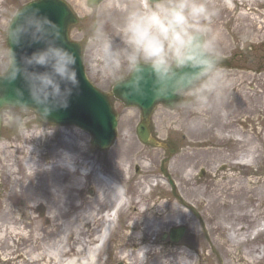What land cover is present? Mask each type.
<instances>
[{"label": "rangeland", "instance_id": "obj_1", "mask_svg": "<svg viewBox=\"0 0 264 264\" xmlns=\"http://www.w3.org/2000/svg\"><path fill=\"white\" fill-rule=\"evenodd\" d=\"M27 1L30 0H0V70H3V66L7 63L8 49L4 40V28L7 26L12 12ZM64 1L68 3L71 10L78 17L77 23L69 29L68 33L70 39L80 42L82 46L85 74L95 87L107 92L110 90L113 81L106 79L99 69L92 66L86 39H81L76 35L79 32H87L88 26L93 22L95 17L83 14L82 9L87 4L86 0ZM136 2L142 3L141 0H102L97 6H91L97 9H104L107 6L106 19L111 29L112 26L119 24L123 8ZM208 2L216 11V14L212 17L210 26L216 38L220 57L223 56L226 60L220 66L226 74L229 87L221 98L225 101H231L233 96L231 92L240 87L242 88L243 95H255L260 98L261 106L264 107V25L261 30H259L258 25L251 27V22L255 20L264 24V1L248 0L242 4L233 0L229 6L218 0H208ZM110 8L112 9L110 10ZM117 10L120 11L118 12ZM242 12H246V14L243 13V15ZM239 16L241 17L240 19H238ZM225 42L230 46H233V43L238 46L234 54L235 56L238 54L240 57L237 56L235 60L231 58L230 52L222 48L226 44ZM220 99L213 101L211 106L206 110L207 114L214 111V106ZM183 104L184 101L181 99L173 109L157 105L151 116L153 134L159 139L170 143L175 149L172 155H168L164 149L143 145L135 133V127L139 121L138 110L126 107L114 99L112 100V106L117 116L116 136L111 146L103 150L93 146L90 136L75 126H58L43 123L29 109L12 108L10 110L9 107L1 109L0 258L8 250L2 246L3 239L7 245L11 246V250L19 249L23 243V239L19 240L18 235L5 233L4 230L8 224L15 226L16 231L28 232L30 229L27 227V224L29 223L30 216L35 215L40 222L38 228L42 229V235L49 228L50 222L44 220L46 209H23L24 201L22 196H19L15 203L10 206L7 195L12 184V178L14 176L21 178L23 174L27 173V170L21 167L23 166V158L28 155L27 151L30 152L29 157L34 158L36 161L38 160V164L45 169L53 161H61L63 154L66 153L65 147L60 145L61 141H68L67 143H70L72 146L70 155L74 166L71 170V176L67 177L64 182L59 183L54 189L57 192V197L59 196L60 198L63 195L66 197L64 185L65 183H70L69 195L74 196L81 205L71 214L73 217L78 216L81 218L83 220L81 224L84 223L85 219L83 218H85L89 209V197L95 195L97 191L95 179L109 175L108 173L114 168L115 161L121 156L120 153L123 152H127L128 154L129 160L125 163V166L128 167L129 173L132 176L129 184H127L128 187H121L126 194L125 200L131 199L133 202L135 198L136 200L138 199V194L140 193L143 195L144 202L148 206L153 205L156 199L159 202L170 200L173 205L180 206V188H182L180 176L184 163H186V153L189 154L191 151L190 141L192 139L190 133L198 131L199 123L205 117L204 112L195 114L183 107ZM228 117H230L229 114L226 120H228ZM194 119L197 121V124L195 127H192L191 122ZM27 122L30 125L29 127L26 126ZM255 123H261L260 129H262L259 132L262 131L264 133V114H258L253 120H249L247 129L253 131ZM210 127L211 135H214L216 127L213 123L210 124ZM35 131L36 133L34 134ZM228 131L223 132L226 140L228 139ZM261 135L262 133L256 134L259 138L262 137ZM210 143L216 144L213 140L208 144ZM52 149L55 151L56 156L49 158V154L46 153ZM260 151L262 165H264V143ZM164 159H166L165 162H163ZM252 167L253 172L258 168L256 165ZM36 168L37 164L30 169L31 174H33L31 175V179L34 182L39 177V174L35 171ZM61 172H63L62 169H59L57 174L59 175ZM84 172L87 173L84 174ZM198 173L197 171L196 174L198 175ZM125 177L127 178V175ZM197 178H200V176H197ZM156 183H158L157 187H155ZM15 190L18 191L19 186ZM9 207L13 210L11 219L6 216V211ZM109 211H107L108 216L106 218L109 217ZM197 215L196 211L193 218L195 224L200 229L201 224ZM12 220L16 222L13 224ZM128 220V217L125 215L117 217L114 223V232L107 241L106 249L98 255L97 263L117 264V262H121L122 264H128L129 261L134 260L133 254L129 253V251L134 249L132 244L137 240L132 239L133 237L130 236L132 233L128 234L129 230L125 228ZM262 220H264V217ZM105 223V220L102 219L91 227H82L80 238L84 240L83 248L96 244V242L91 243V241L98 237ZM250 224L251 227H255L258 225V220L254 219ZM174 226L176 225H169L157 233L154 238L157 245L155 244L153 247L149 245V238L144 244L140 245L150 249L151 258L147 256L148 261L156 259L157 256L160 260L170 264L178 252L166 255L164 254V250L177 251L178 248L189 245L190 240L187 238V234L190 229L187 225L181 226L184 228V232L176 243L169 240V229L174 228ZM60 231L61 227L57 226L55 231L56 236ZM201 240L204 245L203 249H201L202 258L200 261L196 259V264H224L225 257L221 251L217 247L211 246L205 235L202 236ZM46 241L44 240L43 242ZM70 243L71 246H75L74 241H70ZM75 247L78 248V246Z\"/></svg>", "mask_w": 264, "mask_h": 264}, {"label": "bare ground", "instance_id": "obj_2", "mask_svg": "<svg viewBox=\"0 0 264 264\" xmlns=\"http://www.w3.org/2000/svg\"><path fill=\"white\" fill-rule=\"evenodd\" d=\"M141 1L147 3L146 0ZM218 1L229 6L233 0ZM247 1L235 0L242 4ZM240 18L239 16L238 19ZM257 25L261 30L264 24L256 20L251 22V27ZM222 48L230 52L236 50L238 46L234 43L233 46L226 43ZM231 94L233 95L231 101H225L220 97L213 112L207 114L206 109L198 131L190 133L191 151L189 154L186 153V163L180 176L182 186L180 206L173 205L170 200L159 202L158 199L153 205L148 206L140 193L138 199L135 198L133 202L131 199L125 200L126 194L121 187H128L127 184L132 176L125 166L129 160L128 154L123 152L115 161L109 175L95 179L97 191L95 195L89 197V209L83 218L84 223L81 224L83 220L71 214L81 205L74 196L69 195L70 183L64 185L66 197L64 195L57 197L54 189L71 176L74 166L72 158L71 169L64 166L60 160L53 161L43 169L38 164V160L29 157L30 152L27 151L28 155L23 158V166H21L27 170V173L21 178L16 176L12 178L7 195L8 203L12 206L16 199L22 196L23 209H46L44 220L49 221L50 225L42 235V229L38 228L40 222L35 215L30 216L27 224L30 229L28 232L16 231L15 226L8 224L5 233L18 235L19 240L23 239V243L19 249L11 250V246L3 239L2 246L8 250L1 256L0 264H99L97 257L106 249L107 241L115 229L111 224L113 218H106L108 210H111L109 215L128 217L125 228L129 230L128 234L132 233L130 234L132 239L138 242L132 244L134 249L129 253L133 254L134 260L129 261L128 264H168L157 256L156 259L148 261L147 256L151 258V251L140 245L148 238L149 245L152 247L157 245L155 236L169 225H176L174 227L187 225L190 229L187 234L189 245L178 248L181 251L164 250L166 255L178 252L170 264H196L198 259L200 261L201 249L204 246L201 240L203 235L211 246L221 251L225 257L224 264H264V223L263 225L259 223L264 217V165L260 151L264 143V133L259 132L262 129H260L261 123H255L253 131L247 129L249 120H253L258 114H264V107L261 106L260 98L255 95H243L240 87ZM228 114L230 117L226 120ZM210 122L216 127L214 135H211ZM26 124L30 126L28 122ZM226 130H229L227 140L223 134ZM259 133H262L260 138L256 136ZM212 140L216 144H208ZM67 142L61 141L60 145L65 147L67 154H70L72 146ZM46 154H49V158L56 156L53 149ZM36 164L35 171L39 177L34 182L31 179L33 174L30 169ZM254 165L258 167L255 172L252 167ZM59 169L63 172L58 175ZM18 186L19 190L16 191ZM157 186L158 183L155 184V187ZM196 211L201 224L200 229L193 218ZM11 215L13 210L9 207L6 216L11 219ZM102 219L106 222V229H102L98 237L92 239L91 243L96 242L95 245L83 248L84 240L80 238L82 227H91ZM254 219L258 220L261 228L256 236L250 239L248 235H251V231L255 229L250 226V222ZM15 222L12 220L13 224ZM57 226L61 227V231L56 236ZM44 240L47 241L43 242ZM102 240L103 243L98 245ZM70 241H74L78 248L71 246Z\"/></svg>", "mask_w": 264, "mask_h": 264}, {"label": "clouds", "instance_id": "obj_3", "mask_svg": "<svg viewBox=\"0 0 264 264\" xmlns=\"http://www.w3.org/2000/svg\"><path fill=\"white\" fill-rule=\"evenodd\" d=\"M36 3L30 0L15 9L4 28L8 50L0 84L19 80L21 87H15L11 97L0 96V109L5 105L10 110L31 108L45 121L53 112L68 108L80 82L76 56L64 44L61 25L34 7ZM106 9L86 4L83 14L95 19L87 32L76 35L86 39L92 66L121 87L125 98L178 97L183 107L200 114L228 89L210 26L216 11L208 0L132 3L123 8L119 24L111 29ZM9 41L19 49L39 46L18 55ZM196 124L194 119L191 125ZM60 162L71 169L70 154L64 153Z\"/></svg>", "mask_w": 264, "mask_h": 264}, {"label": "water", "instance_id": "obj_4", "mask_svg": "<svg viewBox=\"0 0 264 264\" xmlns=\"http://www.w3.org/2000/svg\"><path fill=\"white\" fill-rule=\"evenodd\" d=\"M100 1L101 0H87V3L90 5H96ZM26 4H30V2ZM34 7L39 8L40 12L46 15L50 20L61 25L64 44L76 56L75 68L77 71V78L80 82L79 92L78 94H75L74 92L69 98L68 108L53 112L49 117H47L45 121H42L39 115L33 109L29 108L30 110L34 111L38 119L41 122L52 125L75 126L86 131L90 135L92 145L98 149H106L112 144L116 135V114L113 110L110 99V97H112L122 103L124 106L134 107L139 110V122L136 125L135 132L141 143L151 147L162 148L166 150L169 155H172L174 153V148L170 147L166 141L159 139L152 133L151 115L157 105H162L166 108L173 109L180 101L177 100L178 97H171L170 100L162 99L161 101H153L149 96L140 100L138 98H125L121 94L122 88L114 86V84L112 85L109 92H103L97 89L87 79L84 73L81 45L78 42L70 40L69 38V28L70 26L77 23V17L71 11L67 3L64 0H37V3L34 5ZM9 46L12 47L19 55L21 51L30 53L35 47H38L39 45H33L29 48L19 49L14 45H11V42L9 41ZM15 87H21V81L17 80L13 83L5 82L0 84V96H13V89ZM25 99H27L26 91ZM30 106L34 107V105L31 104ZM4 107L9 106L5 105ZM165 161L166 159H164L163 162ZM162 169L164 170L163 167ZM183 232L184 228H172L169 231L170 240L172 242H177L181 238Z\"/></svg>", "mask_w": 264, "mask_h": 264}, {"label": "flooded vegetation", "instance_id": "obj_5", "mask_svg": "<svg viewBox=\"0 0 264 264\" xmlns=\"http://www.w3.org/2000/svg\"><path fill=\"white\" fill-rule=\"evenodd\" d=\"M245 50H246V48H245ZM234 51H236V50H233V51H230V56H231V58H233L234 60L237 58V56L238 57H240V55H238L237 54V56H235V52ZM225 60V58L222 56L221 57V59H220V64L223 62ZM226 61V60H225ZM117 264H122L121 262H117Z\"/></svg>", "mask_w": 264, "mask_h": 264}]
</instances>
